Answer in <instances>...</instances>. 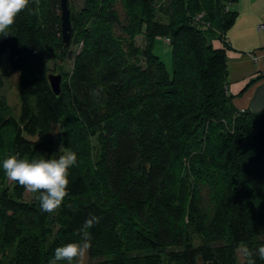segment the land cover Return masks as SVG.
I'll return each mask as SVG.
<instances>
[{
	"label": "trees",
	"instance_id": "1",
	"mask_svg": "<svg viewBox=\"0 0 264 264\" xmlns=\"http://www.w3.org/2000/svg\"><path fill=\"white\" fill-rule=\"evenodd\" d=\"M73 1L69 44L60 0H30L0 37V162L56 158L61 145L77 155L53 213L0 168V264H49L89 215L87 264H237L240 248L264 264V111L237 109L228 87L237 0ZM3 55L19 112L2 93Z\"/></svg>",
	"mask_w": 264,
	"mask_h": 264
},
{
	"label": "clouds",
	"instance_id": "2",
	"mask_svg": "<svg viewBox=\"0 0 264 264\" xmlns=\"http://www.w3.org/2000/svg\"><path fill=\"white\" fill-rule=\"evenodd\" d=\"M29 3L30 0H0V37L11 35L10 29L17 16L28 8ZM91 91L93 95L99 96L102 89ZM59 152L62 154L56 158L27 160L9 155L0 162V168L7 179L17 183L27 192L36 194L40 210L46 213H53L62 206L70 184V170L77 165L75 152L65 151L63 145L60 146ZM98 223L99 217L89 215L78 230L79 241L57 247L49 264H58L60 261H67V264H73L74 261L83 264L92 247L89 230ZM246 255L251 257L253 253L246 252ZM255 255L264 261V245L256 249ZM247 264H255V261L249 259Z\"/></svg>",
	"mask_w": 264,
	"mask_h": 264
},
{
	"label": "crops",
	"instance_id": "3",
	"mask_svg": "<svg viewBox=\"0 0 264 264\" xmlns=\"http://www.w3.org/2000/svg\"><path fill=\"white\" fill-rule=\"evenodd\" d=\"M231 10L237 12L226 32L232 102L237 109L264 111V0H237Z\"/></svg>",
	"mask_w": 264,
	"mask_h": 264
},
{
	"label": "rangeland",
	"instance_id": "4",
	"mask_svg": "<svg viewBox=\"0 0 264 264\" xmlns=\"http://www.w3.org/2000/svg\"><path fill=\"white\" fill-rule=\"evenodd\" d=\"M75 6H80L81 2L79 0H74ZM139 43H142V38H138ZM72 50L76 52L77 47L72 46ZM156 53L161 57V59L166 64L168 70L172 71V55L169 46H164L162 40H160L155 47ZM49 67L51 68V73H58L56 70H53L55 67H58L63 71H69L72 67V59H65L62 61H51L49 63ZM1 72L4 76V84L2 88V93L7 98L9 105L13 108L14 112H19L20 110V101H19V73L14 71L9 64L5 55H3L1 60ZM33 193L27 192V198L30 199ZM246 253L244 248H240L238 251V261L237 264H247L246 261ZM89 260L88 253L86 254L83 264H87Z\"/></svg>",
	"mask_w": 264,
	"mask_h": 264
},
{
	"label": "water",
	"instance_id": "5",
	"mask_svg": "<svg viewBox=\"0 0 264 264\" xmlns=\"http://www.w3.org/2000/svg\"><path fill=\"white\" fill-rule=\"evenodd\" d=\"M61 5V19H62V32H63V41L66 44H69L71 39L72 25L70 21V10L68 8V0H60ZM51 86L56 94L60 93L61 90V79L62 76L60 74L55 75L51 74L49 76Z\"/></svg>",
	"mask_w": 264,
	"mask_h": 264
},
{
	"label": "built area",
	"instance_id": "6",
	"mask_svg": "<svg viewBox=\"0 0 264 264\" xmlns=\"http://www.w3.org/2000/svg\"><path fill=\"white\" fill-rule=\"evenodd\" d=\"M263 26H260V28H262ZM166 41H169V39H166Z\"/></svg>",
	"mask_w": 264,
	"mask_h": 264
},
{
	"label": "bare ground",
	"instance_id": "7",
	"mask_svg": "<svg viewBox=\"0 0 264 264\" xmlns=\"http://www.w3.org/2000/svg\"><path fill=\"white\" fill-rule=\"evenodd\" d=\"M226 42H227V43H229V41H228V40H227Z\"/></svg>",
	"mask_w": 264,
	"mask_h": 264
}]
</instances>
